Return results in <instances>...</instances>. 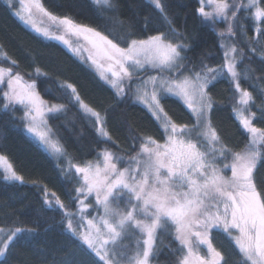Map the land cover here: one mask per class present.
Listing matches in <instances>:
<instances>
[{
    "label": "snow or ice",
    "instance_id": "1",
    "mask_svg": "<svg viewBox=\"0 0 264 264\" xmlns=\"http://www.w3.org/2000/svg\"><path fill=\"white\" fill-rule=\"evenodd\" d=\"M198 2L195 11L203 22L213 28L225 25L216 31L223 55L216 66L203 60L197 64L186 55L191 47L189 37L174 26L164 0H149V5L167 31L138 36L129 25L125 35L112 38L111 33L80 24L69 15L50 12L42 0H5L23 24L45 39L61 42L74 56L83 59L82 49L74 48L66 37L86 41L90 48L83 51L89 52L90 67L113 90L117 102L132 98L158 127V139L131 135L123 156L105 147L93 160L81 164L69 161L67 173L71 175L74 169L78 185L74 210L66 208L55 193L54 201L49 200L45 191L44 205L61 210V231L79 242L92 264H159L165 248L171 257L166 264H230L231 257L214 246V233L231 241L235 264H264V176L258 175L264 167V126L254 123L256 97L240 82L252 77L237 67L247 55L241 43L249 53H259L264 62V0ZM92 3L113 10L117 7L114 0ZM37 17H41L40 24ZM43 17L50 21L48 27L41 26ZM0 60L8 65L0 63V113L14 119L21 112L27 132L46 149L63 155L65 149L53 139L48 120L66 111V106L43 99L35 80L48 74L35 67L25 79L18 61L2 46ZM220 80L227 81L238 94L233 113L246 134L243 147L226 142L212 122L215 101L209 88ZM58 87L78 106L97 135L111 141L106 127L108 110L102 113L86 104L70 82ZM259 93L258 110L264 121V88ZM169 98L185 107L189 122L169 116L163 106ZM0 167L4 181L24 182L3 155ZM38 226L0 223V258L12 255L25 234H35ZM164 237L169 238L168 243L158 247ZM19 264L31 261L22 259ZM52 264L66 262L53 259Z\"/></svg>",
    "mask_w": 264,
    "mask_h": 264
},
{
    "label": "trees",
    "instance_id": "2",
    "mask_svg": "<svg viewBox=\"0 0 264 264\" xmlns=\"http://www.w3.org/2000/svg\"><path fill=\"white\" fill-rule=\"evenodd\" d=\"M44 6L52 13L69 15L80 24L89 25L105 34L125 35V29L131 25L138 35L155 34L154 30L167 31V26L154 12L147 0H114L115 10L92 3V0H42ZM168 15L174 26L189 37L190 49L186 55L197 64L205 63L216 66L222 63V50L218 46L216 31L224 28L217 24L215 28L202 21L196 13L198 0H164ZM147 17V26L145 18ZM248 36H252L249 28ZM0 46L8 56L18 61V70L29 79V73L39 67L47 77H35L37 90L43 99L50 103L64 104L66 111L48 120L55 137L65 149L64 158L56 160L46 153L40 145L27 134L25 121L20 119L21 112L13 119L0 113V155L13 165L16 172L23 176L24 182L3 180L0 170V223L16 221L24 227L33 228L39 225L35 234H25L13 254L0 259V264H19L22 259L31 264H41L47 260L52 264L65 261L66 264H92L90 256L78 246L79 242L61 231V210L48 208L43 200L45 191L48 198L54 199L52 193L73 209L74 189L78 186L75 174L64 171L65 160L81 164L93 160L96 154L108 147L117 155L123 156L129 150L131 135H151L159 138L158 127L153 118L142 105L134 103L132 98L117 102L113 90L109 88L90 67V63L74 56L62 43L45 39L30 30L13 15L4 0H0ZM252 59H245L238 64V71L249 72L250 79H241V86L256 97L252 111L257 113V126H264L260 120L258 106L261 104L260 88H264V62L259 53H249L247 46L240 44ZM4 66L7 62L0 60ZM254 70V71H253ZM262 78L261 80L255 79ZM70 82L76 86L83 101L103 113L108 110L107 130L112 136L105 142L97 135L92 124L73 102L58 87L61 82ZM256 87L253 88L252 85ZM209 92L215 101L212 111V122L222 137L232 146L243 147L245 135L239 127L233 113L236 104L234 88L225 80L215 82ZM165 111L177 122L187 123L190 113L174 98L163 101ZM259 176H264V167L259 169ZM214 246L231 257L230 264H235L231 241L224 234L212 237ZM169 238L164 237L163 243ZM134 246V245H133ZM171 259L168 249L159 256V264H166Z\"/></svg>",
    "mask_w": 264,
    "mask_h": 264
},
{
    "label": "rangeland",
    "instance_id": "3",
    "mask_svg": "<svg viewBox=\"0 0 264 264\" xmlns=\"http://www.w3.org/2000/svg\"><path fill=\"white\" fill-rule=\"evenodd\" d=\"M5 1V0H4ZM148 2H149V0H147ZM37 19V24H40V20H41V17H37L36 18ZM43 19V24L41 25L42 27H48L49 25H50V21H48V19H47V17H43L42 18ZM19 20V19H18ZM21 22V21H20ZM22 23V22H21ZM23 24V23H22ZM25 25V24H24ZM26 26V25H25ZM26 27H28L30 30H31V28L29 27V26H26ZM54 30H56V29H54ZM33 31V30H32ZM34 32V31H33ZM36 33V32H35ZM39 35V34H38ZM67 39H69L70 41H71V44H72V46L75 48V47H81V49H82V58L83 59H81L80 57H77L78 59H80V60H82V61H85V62H88V63H90L91 64V62L90 61H88L87 60V57H88V55H89V52L88 51H83V48H90V45H88L87 44V42L86 41H84L82 38H80V39H78L77 37H75V36H68V37H66ZM50 40V39H49ZM61 43V42H60ZM64 45V44H63ZM65 46V45H64ZM67 49H68V47L67 46H65ZM69 50V49H68ZM70 51V50H69ZM71 52V51H70ZM72 53V52H71ZM27 132V131H26ZM27 134L30 136V137H32L39 145H40V147L46 152V153H48L50 156H52L53 158H55L56 160H59V159H65L64 158V154L63 155H60V154H57V153H55L50 147L49 148H45L44 146H42L40 143H39V141L36 139V138H34L31 134H29L28 132H27ZM53 139L54 140H57V138L54 136L53 137ZM68 163H69V161H66L65 160V166H64V171H66L67 172V168H68ZM0 170L2 171V173H3V169H2V167H0ZM72 172L74 173V169L72 170ZM75 174V173H74ZM49 200H52V201H54V199H49ZM1 259V258H0Z\"/></svg>",
    "mask_w": 264,
    "mask_h": 264
}]
</instances>
